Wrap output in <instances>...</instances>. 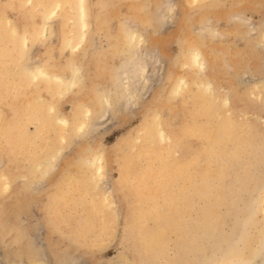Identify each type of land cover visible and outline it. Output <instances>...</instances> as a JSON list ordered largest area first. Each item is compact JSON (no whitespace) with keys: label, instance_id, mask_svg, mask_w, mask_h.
<instances>
[{"label":"rangeland","instance_id":"rangeland-1","mask_svg":"<svg viewBox=\"0 0 264 264\" xmlns=\"http://www.w3.org/2000/svg\"><path fill=\"white\" fill-rule=\"evenodd\" d=\"M32 1L0 0V264L254 262L264 233V0H86L82 40L78 0L49 23L54 1ZM9 25L28 37L22 50ZM130 25L158 56L159 76L104 106L130 56ZM195 45L204 71L189 65ZM42 60L64 76L79 66L82 83L60 95L21 80L18 66Z\"/></svg>","mask_w":264,"mask_h":264},{"label":"bare ground","instance_id":"bare-ground-1","mask_svg":"<svg viewBox=\"0 0 264 264\" xmlns=\"http://www.w3.org/2000/svg\"><path fill=\"white\" fill-rule=\"evenodd\" d=\"M18 1V0H17ZM26 0H24V2H25ZM33 1H35V0H33ZM32 1V2H33ZM43 0H39V2H42ZM46 1V0H45ZM49 1V0H48ZM54 1V6H53V8H51L50 10H48V12L47 11H45V12H47L45 15H46V21L48 22V21H50L55 15H56V13L58 12V10L65 4V3H67V2H69V0H53ZM84 1H86V0H78V8L76 9L77 10V12L75 13L74 12V14H76L77 15V17L76 16H74V17H76V18H74V19H76V24H77V26H79V29L78 30H80V32H81V34H80V39L82 40V39H84L85 38V35H86V22H85V20H86V15H87V10H86V7H85V5H84ZM170 1H172V0H170ZM36 2V1H35ZM173 2V1H172ZM36 3H38V2H36ZM44 4V3H43ZM52 4V3H51ZM46 5V8H47V6L48 5H50V3L47 5V3H45L44 5H39V6H45ZM171 5V3H168V7ZM34 6V5H33ZM52 6V5H51ZM172 6H173V3H172ZM172 6H170V7H172ZM64 7V6H63ZM75 7V6H74ZM77 7V6H76ZM167 7V8H168ZM169 7V8H170ZM41 8V7H40ZM39 8V9H40ZM49 8V7H48ZM30 9V8H29ZM38 9V10H39ZM44 10V9H43ZM168 10V9H167ZM170 10V9H169ZM35 11H37V9L35 10ZM42 11V10H41ZM73 11H75V10H73ZM163 11V10H162ZM61 12V11H60ZM34 13V12H33ZM58 14V13H57ZM63 15H61V17H62ZM233 18H234V20H236L235 18H241V19H243V20H246L245 19V17H243V16H241V15H234L233 16ZM240 19V20H241ZM6 21V20H5ZM73 21V20H72ZM166 21H167V18H166ZM1 22V21H0ZM169 22V21H168ZM2 23V22H1ZM49 23V22H48ZM165 23V22H164ZM71 24H72V22H71ZM75 24V23H74ZM165 24H167V22L165 23ZM13 26V25H12ZM12 26H10L9 25V29H10V33H11V36L13 37V41L14 40H16L17 39V41H19L18 40V37H21V44H19V43H16V44H12V46H14V48L16 49H19V50H22L23 49V46H26L27 45V40H28V37L25 35L24 36V34H22V35H20V32H18L17 30H15ZM65 26V25H64ZM76 26V25H75ZM6 27V26H5ZM68 27V26H67ZM131 27V28H130ZM210 28V25H208V24H205L204 25V28L202 29L203 30V32H207L208 30H210L209 29ZM218 28V27H217ZM40 29V28H39ZM45 29V28H44ZM43 29V32L45 31ZM68 29H70V28H68ZM213 29V28H212ZM211 29V30H212ZM3 30V29H2ZM7 31V30H6ZM36 31V30H35ZM8 32V31H7ZM138 31L137 30H135V28H132V25H130L129 26V30L127 31V35H126V42H127V45L128 46H130V49H128V52L126 53V55H128V54H130V56L125 60V61H123V63H122V65L118 68V71H117V74H116V76H115V78H114V85H115V91L113 90V89H110L109 91H106V93H104L103 95H102V102H103V105L104 106H106L108 103H110L109 101H110V98H111V96L113 95V94H115V93H122V95L124 94L125 96L126 95H132L133 94V92L138 88V87H136L135 88V85H136V81L139 79L141 82L142 81H146V82H148V80L150 79L151 80V82L152 81H154L153 79H155L156 78V76L158 75V73H159V69H156V67L158 66V63H160V60H158V56L156 55V53H155V51H151V53L150 54H148V52L147 51H142L141 50V43H142V39H143V37H142V39L139 37L140 35H138V33H137ZM212 32V31H211ZM1 33H3V31H1ZM5 33V32H4ZM9 33V32H8ZM213 35H217L218 34V31L217 30H213ZM36 34V33H35ZM4 35V34H3ZM7 38H8V36L7 35H5ZM1 37V36H0ZM11 39V38H10ZM5 40H6V38H5ZM144 40V39H143ZM3 41V40H2ZM9 41V40H8ZM5 42V41H4ZM11 42V41H10ZM79 42V41H78ZM83 42V41H82ZM81 42V43H82ZM1 43V42H0ZM7 43V42H6ZM6 43H3L4 45L6 44ZM81 43L80 44H67V46H68V48H74V50H75V48H78L80 45H81ZM144 44V43H143ZM0 45H2V43L0 44ZM8 45H10V44H8ZM72 45H74V46H72ZM3 46V45H2ZM5 47V46H4ZM2 48V47H1ZM7 48V47H6ZM10 48H12L11 46H10ZM9 47H8V49H10ZM142 48H143V45H142ZM4 49V48H3ZM6 50V49H5ZM4 50V51H5ZM11 50V49H10ZM73 50V51H74ZM2 51V50H1ZM1 51H0V53H1ZM188 53H187V55H188V58H189V65H191L192 67H195V69H198L199 71H204V69H205V67H206V59H205V57H204V55H203V53H202V51L200 50V48L199 47H197V45H195V46H191L188 50ZM186 51V52H187ZM10 51H8V53H9ZM145 52H147V53H145ZM6 53H7V51H6ZM11 53V52H10ZM19 53V52H18ZM5 54V53H4ZM17 55V54H16ZM13 56V55H12ZM15 56V55H14ZM4 57H5V55H4ZM7 57V56H6ZM9 57V56H8ZM1 58V57H0ZM11 58V57H10ZM13 58V57H12ZM145 58H150V59H152L154 62H155V67L154 66H151V63H153V62H151L150 63V67L148 66V64L146 63V59ZM149 59V60H150ZM1 60H3V57L1 58ZM0 60V61H1ZM14 60H16V59H14ZM8 61V60H7ZM10 61H12V60H10ZM10 61H8V62H10ZM20 61V60H19ZM18 61V62H19ZM44 60H42V62L41 61H33V62H31V63H25V62H23L20 66H18V68H17V70H18V72H20V74H21V77H22V79L21 80H23L24 82H28L29 84H34V83H36L38 80H45L47 83H48V85H49V83H50V85H52V87H53V89H52V91L55 93L57 90L60 92V95H61V93H66V91L68 92V91H70V90H74L75 89V87H77V85H79V84H81L82 83V81H81V78H82V76H83V74H81V68L79 67V66H77V65H74L71 69H70V72H69V74L68 75H62V74H58V73H56V72H52V70H50V68L47 66L48 65V63H47V65L43 62ZM29 62V61H28ZM150 62V61H149ZM4 63H5V61H4ZM3 63V64H4ZM14 63V62H13ZM146 63V64H145ZM16 64V63H15ZM161 64V63H160ZM159 64V65H160ZM188 64V63H187ZM10 65V64H9ZM8 65V66H9ZM153 65V64H152ZM2 66V65H1ZM0 66V67H1ZM7 66V65H6ZM147 66H148V68H147ZM5 67V66H4ZM15 67V66H14ZM54 67V66H53ZM154 67V68H153ZM150 68V69H149ZM158 68H159V66H158ZM2 70H0V72H1ZM9 71V70H8ZM8 71H7V73H8ZM12 71V70H11ZM11 71H9V72H11ZM5 73V72H4ZM19 74V73H18ZM3 75V74H2ZM6 75H9V74H6ZM5 75V76H6ZM4 76V77H5ZM159 76V75H158ZM1 77V76H0ZM3 77V78H4ZM9 77V76H8ZM154 77V78H153ZM18 78H19V75H18ZM83 78H84V76H83ZM156 80H159L158 78L156 79ZM155 80V81H156ZM36 81V82H35ZM81 81V83H79ZM8 82V81H7ZM16 82V81H15ZM158 82V81H157ZM1 83V82H0ZM185 83V80H184V77H180V79L178 80V84H177V86H176V92H178V90L180 89V87L182 88L183 87V84ZM202 83V82H201ZM7 84V83H6ZM10 84V83H9ZM9 84H7L8 86H9ZM16 85V84H15ZM139 85V84H138ZM152 85H153V82H152ZM0 86H1V84H0ZM10 86H11V84H10ZM21 86V85H20ZM201 86V85H200ZM204 88L205 89H207V90H211L212 89V83L211 82H208V83H204ZM16 87V86H15ZM152 87V86H151ZM150 87V88H151ZM19 89H20V87H18ZM9 89H12V91L14 90L15 91V89H13V88H10L9 87ZM8 89V90H9ZM16 91H18V90H16ZM9 92V91H8ZM21 92V91H20ZM51 92V91H50ZM58 92V93H59ZM15 93V92H14ZM19 93V92H18ZM17 94V93H16ZM57 94V93H56ZM136 95V94H135ZM125 96H124V98H125ZM134 96V95H133ZM133 96H132V98H133ZM128 97V96H127ZM135 97V96H134ZM130 98V97H129ZM132 98L130 99V100H132ZM41 99H42V97H39L38 99H36V101H38L37 103H39V101H41ZM134 99V98H133ZM122 100H124L123 98H122ZM129 100V99H128ZM135 100V99H134ZM112 102V101H111ZM125 102H126V99H125ZM37 103H35V105L37 104ZM127 103V102H126ZM34 105V106H35ZM47 105H48V103H47ZM86 105V104H85ZM110 105H111V103H110ZM38 106V105H37ZM36 106V107H37ZM108 106V105H107ZM127 106V105H126ZM134 106V105H133ZM32 107V106H31ZM106 108V107H105ZM128 108V107H127ZM41 109V108H40ZM39 109V110H40ZM46 109V108H45ZM43 109L44 111H46V113L44 112V113H42V110H40V111H37V110H35V111H37V119H41L42 120V118L44 117V116H48V114H47V111L50 113V112H53V110H54V105H50L49 106V109ZM34 111V112H35ZM0 114H2V113H0ZM35 114V113H34ZM33 115V114H32ZM91 116H92V110L89 108V107H86V109L83 111H81L80 112V114H78L77 115V117H81L80 119H82V121L80 122L81 124L78 126L79 127V129H81L84 125H86V120H90V118H91ZM103 116H105V114L103 115ZM76 117V118H77ZM45 118V117H44ZM104 117H102V119H103ZM79 118H77V120H78ZM101 119V120H102ZM76 120V119H75ZM100 120V121H101ZM104 120V119H103ZM2 121V120H1ZM43 121V120H42ZM42 121H40V122H42ZM57 121L61 124V125H63V126H66L68 123H69V119H67V118H63V117H59L58 119H57ZM99 121V120H98ZM97 121V122H98ZM100 121H99V124L96 122V124H95V127H96V125L98 124L99 126H100ZM11 123V122H10ZM43 123V122H42ZM102 123H103V121H102ZM101 123V124H102ZM45 125V124H44ZM104 125V124H103ZM103 125H101V126H103ZM9 126V125H8ZM93 126V125H92ZM100 126V127H101ZM4 127V126H3ZM98 127V126H97ZM85 128V127H84ZM1 129H3V128H1ZM0 129V130H1ZM5 129V131L7 130V129H10V128H7V126H6V128H4ZM11 130V129H10ZM84 130V129H83ZM162 130V129H161ZM7 133V132H6ZM159 135H160V137H161V139H163V138H165V135H164V132H163V130L161 131V132H159ZM24 138V137H23ZM22 140V139H21ZM164 140V139H163ZM103 159H102V156H101V154L100 155H97L96 157H94V158H91V159H86V163H90V165H95L96 163H100L101 161H102ZM89 165V164H88ZM102 165V164H101ZM163 167V166H162ZM98 169H97V171H99L100 172V169H101V166H98L97 167ZM102 171V170H101ZM174 175V174H173ZM158 191V190H157ZM186 194V193H185ZM261 208H262V206H261ZM263 212H264V205H263ZM264 219V218H263ZM263 227H264V223H263ZM258 246L256 247V257H255V260H254V262H250L249 260H243V262H241V264H264V233H263V237H262V240H261V242L259 241V244H257ZM235 257V256H234ZM231 259V258H230ZM230 259H229V261H230ZM233 259H235V258H233ZM232 260V259H231ZM229 261H227L226 263H223V264H227ZM242 261V260H241ZM71 262H73L74 264H75V260L74 261H71ZM72 263V264H73ZM69 264V263H68ZM80 264V263H79Z\"/></svg>","mask_w":264,"mask_h":264}]
</instances>
